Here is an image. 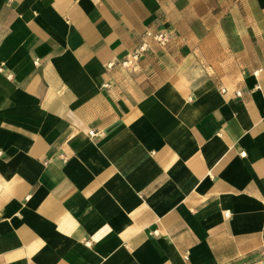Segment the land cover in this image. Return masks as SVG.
Segmentation results:
<instances>
[{"label":"crops","instance_id":"crops-1","mask_svg":"<svg viewBox=\"0 0 264 264\" xmlns=\"http://www.w3.org/2000/svg\"><path fill=\"white\" fill-rule=\"evenodd\" d=\"M0 264H264V0H0Z\"/></svg>","mask_w":264,"mask_h":264},{"label":"built area","instance_id":"built-area-1","mask_svg":"<svg viewBox=\"0 0 264 264\" xmlns=\"http://www.w3.org/2000/svg\"><path fill=\"white\" fill-rule=\"evenodd\" d=\"M170 33L169 31L158 32L153 35V39L160 45H165L169 40ZM147 51V46L145 44L141 45L137 50L133 52V54L123 61L121 65L125 68H134L141 57ZM111 67V66H109ZM92 135V133H90Z\"/></svg>","mask_w":264,"mask_h":264}]
</instances>
